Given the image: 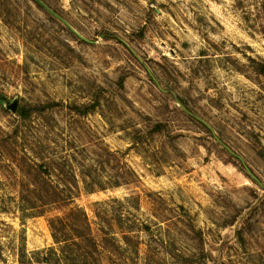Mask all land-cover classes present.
<instances>
[{"label": "rangeland", "instance_id": "obj_1", "mask_svg": "<svg viewBox=\"0 0 264 264\" xmlns=\"http://www.w3.org/2000/svg\"><path fill=\"white\" fill-rule=\"evenodd\" d=\"M262 5L0 0V264H264Z\"/></svg>", "mask_w": 264, "mask_h": 264}, {"label": "trees", "instance_id": "obj_2", "mask_svg": "<svg viewBox=\"0 0 264 264\" xmlns=\"http://www.w3.org/2000/svg\"><path fill=\"white\" fill-rule=\"evenodd\" d=\"M263 14L264 5L258 9V16ZM255 72L264 77V64H257ZM75 109L78 113L80 111L81 114H85V112L81 111L79 108ZM19 115H21L22 118L26 116L23 110L19 111ZM159 130L158 126L154 127V132H158ZM83 186L88 189L85 182H83ZM68 217L72 218L70 222L55 220L50 223L53 244L58 246V249L62 252L61 255L58 256V253H56V251L52 248H49L48 250L35 251L32 254V263L26 262L25 264H61L62 261H64L65 264H97V259L93 256V253L97 252V249L93 243H90L86 234L80 232L76 226L79 219L85 221V216L82 214V211L73 210L70 212ZM58 223L60 226L57 228L56 224ZM61 244L64 245L63 248L60 247ZM86 244H88L87 247H85ZM89 245L91 246V249H89ZM65 248H67L66 251H64Z\"/></svg>", "mask_w": 264, "mask_h": 264}, {"label": "water", "instance_id": "obj_3", "mask_svg": "<svg viewBox=\"0 0 264 264\" xmlns=\"http://www.w3.org/2000/svg\"><path fill=\"white\" fill-rule=\"evenodd\" d=\"M44 9H46V7L45 6H43L41 3H39ZM47 10V9H46ZM48 12H49V10H48ZM49 13H51V12H49ZM51 15L52 16H54L55 18H57L58 20H60L56 15H54V14H52L51 13ZM61 21V20H60ZM61 22H63V21H61ZM68 28H69V30L72 32V33H74L75 35H77L75 32H74V30H72L65 22H63ZM78 36V35H77ZM79 37V36H78ZM80 38V37H79ZM15 109H16V106L13 108V110L15 111ZM216 141H217V139H215ZM261 144H262V146H263V148H264V141H261ZM230 155H233L232 154V152L227 148V147H225V146H222ZM234 156V155H233ZM247 173H248V175L253 179V180H255V178L249 173V171H247Z\"/></svg>", "mask_w": 264, "mask_h": 264}]
</instances>
